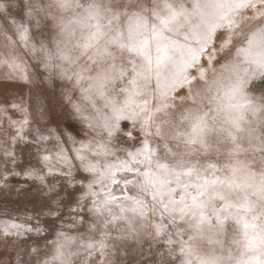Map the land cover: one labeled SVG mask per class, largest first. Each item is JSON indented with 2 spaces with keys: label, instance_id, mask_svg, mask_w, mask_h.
<instances>
[{
  "label": "snow or ice",
  "instance_id": "6c2138e0",
  "mask_svg": "<svg viewBox=\"0 0 264 264\" xmlns=\"http://www.w3.org/2000/svg\"><path fill=\"white\" fill-rule=\"evenodd\" d=\"M0 69V264H264V0H0Z\"/></svg>",
  "mask_w": 264,
  "mask_h": 264
},
{
  "label": "rangeland",
  "instance_id": "374dc122",
  "mask_svg": "<svg viewBox=\"0 0 264 264\" xmlns=\"http://www.w3.org/2000/svg\"><path fill=\"white\" fill-rule=\"evenodd\" d=\"M3 73H4V70L0 69V99H2L6 95V93L11 90L4 83V75H3ZM71 234L76 235V232L73 231Z\"/></svg>",
  "mask_w": 264,
  "mask_h": 264
}]
</instances>
